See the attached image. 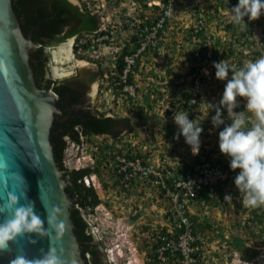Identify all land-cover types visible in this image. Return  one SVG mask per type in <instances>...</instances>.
Wrapping results in <instances>:
<instances>
[{
	"label": "rangeland",
	"instance_id": "rangeland-1",
	"mask_svg": "<svg viewBox=\"0 0 264 264\" xmlns=\"http://www.w3.org/2000/svg\"><path fill=\"white\" fill-rule=\"evenodd\" d=\"M86 1L90 9L98 11L101 26L108 31L111 42L106 46L100 41H94L92 35H87L86 38L91 40L94 50L83 52L80 54L82 57L74 50L72 54L96 65L98 61L102 69L110 68L115 49L118 51L124 42L128 43L137 26L147 16H152L153 9L147 5L151 0ZM196 1L204 9L206 25L213 41H217L214 54L206 58L198 43L190 36L188 29L193 22L194 0H183L186 5L180 3L178 11L163 32L159 48L155 52L146 53L138 61L137 70L132 74L134 86L138 88L133 98H128L116 88L110 78L103 76L99 80L94 108L106 112L107 115L128 116L134 125L133 130L124 132L120 139L106 135L83 136L78 150L70 143L64 150V163L68 169L95 164H91V157L94 161H100L98 172L93 178L96 177V192L101 202L93 215H85L95 224L94 232L107 256L106 264H143V261L145 264L147 260L151 262L149 257L145 258L151 252V246L147 244V224H156L167 207L166 200L161 199L154 183L142 182L137 189L130 192L122 191L113 183V152H126L131 149L132 152H140L141 157L147 158L160 169L166 168L165 166L176 169L193 154L183 136L178 141L173 138L177 132L173 114L188 112L189 119H195L204 129L200 137L202 143L199 154L203 149L210 158H219L229 163L228 158L219 151L218 132L221 129L212 127L211 116L215 113L210 112L208 115L207 102H217L226 83L215 78L213 61L225 59L232 64L237 63L234 53L228 57L227 49L221 50V42L231 40L235 32L233 28L223 30L226 25V18L223 17L225 14L214 16L212 0ZM76 40L75 38V42ZM201 67L207 69L209 75H205L203 71L198 100L194 105H182L183 92H190L191 77L194 74L190 76L192 71L190 73L189 70L195 68V71L200 72ZM238 99L240 106H244L243 98ZM236 110L241 111L243 108ZM224 114L226 116V112ZM234 189L235 186L231 184L223 187L224 204L215 205L211 201L192 206L199 222L196 232L198 248L205 257L206 264H244L240 259V250L250 246L258 253L248 264H264V225L256 223L259 217L264 222V207H243L241 196L231 192ZM226 193H231L230 201L224 199ZM138 207L141 208L140 216L131 219ZM148 211L150 214L145 215L144 212ZM255 214L257 220L251 222L250 219ZM117 251H121L120 256L116 254Z\"/></svg>",
	"mask_w": 264,
	"mask_h": 264
},
{
	"label": "water",
	"instance_id": "water-1",
	"mask_svg": "<svg viewBox=\"0 0 264 264\" xmlns=\"http://www.w3.org/2000/svg\"><path fill=\"white\" fill-rule=\"evenodd\" d=\"M69 1L80 5L77 0ZM74 38H66L63 46L61 41L48 47L53 77L70 78L84 71H97L95 63L72 54ZM33 45L31 32L24 35L20 28L11 0H0V204L6 201L8 191L19 196L26 190L28 200L35 202L36 213L45 220V227H49L51 233V238H39L32 234L31 238L36 243H32L28 236L18 238L9 251L0 253V264H10L18 253L29 259L38 258L41 249L47 251L50 246L56 249L61 264H84L70 218L72 199L65 191L62 171L57 167L49 138L52 121L60 109L55 103L54 92L35 83L29 66V48ZM93 49L91 47L87 52ZM99 80L92 81L89 86L92 108ZM121 135L116 139H120ZM20 175L24 177L27 189ZM20 203L26 204L27 201L21 198ZM53 207L60 209L58 219L65 224L59 239L55 238V232L46 220ZM3 219L0 214V221ZM91 229L99 242L92 226ZM106 262L104 255L103 264Z\"/></svg>",
	"mask_w": 264,
	"mask_h": 264
},
{
	"label": "trees",
	"instance_id": "trees-1",
	"mask_svg": "<svg viewBox=\"0 0 264 264\" xmlns=\"http://www.w3.org/2000/svg\"><path fill=\"white\" fill-rule=\"evenodd\" d=\"M79 1L80 5L73 4L69 0H11V5L17 16L23 34L26 35L28 32H31V40L34 45L29 48V66L32 70L35 83L38 87L48 88L54 92L55 103L60 109V113L57 114L52 121L49 138L52 144L53 155L57 167L62 171L61 177L65 181V191L72 199L69 206V212L70 218L73 222V232L80 240V247L82 250L81 256L84 257L86 253H89V264H98V258L94 256V253L98 251V248L96 245L91 247V241L94 240V234L88 232L90 225L87 223L84 214L93 212V209L100 203V198L96 192L95 183L85 185L82 178L84 176L90 177L92 174L98 172L100 161L99 159H96L95 165L92 168L87 166L68 169L64 164V148L69 141L79 144L82 136L87 137L91 135L105 134L112 138H117L123 129H126L128 132L132 131L134 125L131 123V119L128 116L115 114L107 115L106 112L97 110L91 106L87 108L83 106L84 102H86V93L89 89V84L98 78H102L103 75L109 71V68L107 67L102 69L98 61H96L98 66L97 71H84L82 73H77L70 78L62 79L55 78L51 74V56L48 48L50 45L64 41L66 38L74 35L77 37L74 46L76 50L79 45L85 48L90 44V40L86 38L87 35H108L106 28H102L101 26L102 23L98 11L90 9L83 0ZM213 3L214 11L216 12L217 5L221 3V0H213ZM181 5L183 4L181 3ZM154 8L157 7L154 6ZM147 20L143 23L147 22ZM143 23H140L137 26L136 32H138L137 30L139 27L144 25ZM227 25L230 28L232 27V24ZM189 31L190 27L188 29V32ZM82 38H86L85 43L79 42ZM137 41V33H134L129 40V43H131L132 46L128 43L123 45L113 62L110 63L114 71H116L113 78L114 81L118 82L116 85V88L118 89L123 88L124 85H134L132 74L137 70L139 60L136 61L128 71L125 81H122L119 75L122 73V69L125 65L123 56L135 49L133 47L137 46ZM215 44H217V41H214L212 55L215 52ZM198 45L203 52L204 48L202 42L198 43ZM156 50L157 49L146 53L155 52ZM78 56L82 57L80 55ZM104 69L106 72H104ZM194 69L195 68H191L189 70L190 73L192 71L190 76L194 73L191 80L194 78L195 74L198 73ZM134 88L135 90H138L136 86H134ZM183 96L184 100L182 105H188L190 92L184 91ZM242 108L243 106H240V109ZM247 115L252 117L251 113H247ZM250 126L251 124H249V127ZM201 151V155L210 158L206 150L201 149ZM129 153L130 155H128V157L140 156L138 151L131 153L129 150ZM111 158L114 161L115 155L111 154ZM214 160L221 162L225 167H229L228 162L222 161L219 158ZM182 164L188 166V163L182 162ZM165 167L168 168L167 166ZM120 176L122 175L118 174L117 176L114 171L113 177L116 178L113 181L114 184H120ZM150 176L155 177L153 174ZM156 178L158 179V177ZM150 180L151 178L149 177L145 182ZM166 182H168L167 179ZM220 188L221 187H219V189ZM220 191L219 194L213 198L208 195L206 188H203L198 199L199 204L202 205L203 203L211 201L214 202L215 205H220V203L224 204L225 202L222 200V193ZM231 192L234 195H239L236 189ZM138 215H140V210L134 212L130 218H137ZM256 216L257 214H255V217L251 218L250 221L256 222ZM191 220L193 222L192 232L193 234H196L199 225L197 216H192ZM256 223L264 225V222L260 217ZM196 243H198V240ZM147 244L149 246L151 245L149 241ZM152 251L153 250H151L149 255H151L152 262H155L156 259ZM240 251V259L242 261H251L258 253L255 248L250 246L243 247Z\"/></svg>",
	"mask_w": 264,
	"mask_h": 264
},
{
	"label": "clouds",
	"instance_id": "clouds-1",
	"mask_svg": "<svg viewBox=\"0 0 264 264\" xmlns=\"http://www.w3.org/2000/svg\"><path fill=\"white\" fill-rule=\"evenodd\" d=\"M228 14L233 22V24L230 23L232 24L231 28H234V23L241 25L243 28H247L248 22L258 20L264 15V0H238L236 5L228 7ZM148 17L149 16H147L146 19ZM245 17L247 18L245 19ZM90 35L93 36V40L101 36ZM75 38L77 39V37ZM75 38L71 46V51L74 50L77 55H80L74 47L76 44ZM82 39L86 40V38ZM88 40L90 39L88 38ZM106 41L108 42L107 39ZM106 41L104 40V42ZM123 45L125 44L123 43L120 48ZM89 46L94 48L91 44V40L85 52H87V49H90ZM213 67L215 68V78L219 81H226V83L224 84L220 99L215 103L207 102V112L208 115L210 112L215 113L211 116V124L214 129H221L218 132L219 151L228 158L230 170L236 172L234 180L230 184L235 186V189L241 196L243 207L249 209L264 207V56H261L254 61H248L243 67L239 68L225 59L218 62L213 61ZM111 68L112 65L110 66L109 71ZM109 71L103 76H105L106 79L110 78L111 81L117 85L118 82L114 81V76H109ZM203 71L205 75H209L207 69H204ZM103 82L104 80L102 81V85H100L101 87H103ZM125 86L132 87L133 94L131 95L128 93L127 89L124 91L123 88H120L121 92L125 93L128 98H133L135 96L134 85H124L123 87ZM238 98H243L245 101L243 110L241 111L236 110L240 108V99ZM225 112L226 116L224 114ZM247 113H251L254 119L249 120ZM173 121L177 126V132L174 134L173 138L178 141L180 137L183 136L185 143L190 146L191 153L193 155H198L202 143L200 137L204 131L201 124H198L195 119H189L188 112L173 114ZM227 121H230V123ZM249 124H251L250 127ZM222 125L223 127L221 128ZM68 143L73 147H76L78 150L82 141L79 144L70 141ZM129 150L131 151V149ZM129 150H127L126 153H129ZM131 153L133 152L131 151ZM91 159V164H93L96 160L94 161L93 157H91ZM188 161L185 163H188ZM94 165L95 164H87L82 167L88 166L92 168ZM179 166H183L182 162ZM167 169L171 171L174 170L171 167ZM159 170L161 169L159 168ZM112 172L114 174L113 163ZM12 175L17 176L19 174ZM94 175L95 174H92L90 177L84 176L82 178L84 184L90 185L95 183L96 177L93 178ZM113 178L114 180L116 179L115 177ZM85 179L88 180L87 183ZM20 180L24 182L25 189H27V183L22 175H20ZM230 184L220 186L221 188L219 191L221 190L220 192L222 193L223 187H229ZM117 186L120 187L118 184ZM138 187L139 185L130 190L137 189ZM130 190L126 192H130ZM21 198L25 199L27 203L21 204ZM224 199L230 201L232 199L231 193H226ZM98 205L93 209V212L87 213L86 215H93L96 212L95 209L99 207ZM192 206L195 205H190L188 208L191 212L190 217L195 215ZM196 206H200V204H197ZM137 210H141V208L138 207L136 211ZM59 213L60 209L58 207H53L51 211L47 213L46 217L47 225L55 232V238L57 239L63 235L65 229L64 222L58 219ZM0 214L4 216V219L0 221V253L9 251L11 245L15 243L18 238L24 236H28L32 243L37 242L35 239L31 238L32 234H35L39 238H51L49 227H45V220L36 213L35 202L28 200L26 190L21 192L19 196L13 191H8L6 201L3 204H0ZM86 215L84 214L89 222L90 220ZM162 219L163 218L161 217L156 224H151L149 222L147 224V234L151 231L152 226H156L159 221H162ZM89 223L93 230L96 231L95 224L91 221ZM194 235L196 237V243L198 238L195 233ZM150 249L152 250V246ZM116 254L120 256L121 251H117ZM148 257L151 259V255L149 256L148 254ZM250 262H252V260L244 261V264ZM10 264H61V261L56 255V249L50 246L47 251L41 249V256L38 258L29 259L26 255L18 253L13 259H11ZM149 264H153V262L151 261Z\"/></svg>",
	"mask_w": 264,
	"mask_h": 264
},
{
	"label": "built area",
	"instance_id": "built-area-1",
	"mask_svg": "<svg viewBox=\"0 0 264 264\" xmlns=\"http://www.w3.org/2000/svg\"><path fill=\"white\" fill-rule=\"evenodd\" d=\"M83 1L84 3L87 2L86 0ZM182 1L151 0L147 2V5L153 9V13L151 17L147 18L148 20L146 19L147 22L138 28V32H135L138 40L137 46L133 47L135 49L123 56L125 65L119 75L122 81H125L128 71L146 52L159 48L164 29L178 11L180 3L186 5ZM193 3V22L190 25L189 33L194 42H202L203 53L208 58L212 56L214 41L206 25L203 14L204 9L200 8L196 0ZM237 3L238 0H221L216 12L212 7L214 16L219 17V14H225L223 17L226 18V24H233L228 14V7H232ZM154 6L157 8H154ZM233 30L235 33L227 43L228 45L230 43L234 49L233 53L237 61L235 65L238 68L243 67L248 61H254L264 56V15L258 20L248 23L247 28L234 23ZM106 39L108 42H104ZM95 40L104 43L106 46L111 42V38L107 35H101ZM79 42L85 43L86 40L82 39ZM130 45L132 46L131 43ZM86 48L79 45L77 52L82 54ZM119 51L120 49L118 51L115 49L113 58L117 56ZM100 58H102V54ZM239 60L242 61L239 62ZM203 70L201 67L200 72L198 71L191 81L188 105H194L198 100ZM115 74L116 71L111 68L109 76L113 77ZM126 89L128 93L133 94L132 87H123L124 91ZM248 118L249 120L254 119L253 115L252 117L248 116ZM113 154L115 155L113 161L114 171L117 176L118 174L122 175L119 184L122 191L126 192L150 177L149 182L155 184L159 196L167 202V207L162 214V221H159L156 226H152L148 234V240L156 259L153 264H206L205 257L195 243L196 237L192 232L193 222L188 208L190 205L199 204L198 199L203 188H206L209 196L216 197L219 194V187L233 182L236 172L231 171L229 167H225L221 162L209 157L206 158L201 154L192 155L188 161V166H177L172 171L167 168L159 170L150 160L141 156L128 157L130 154L123 151H115ZM151 174L155 177H151ZM166 179L168 182H166ZM85 181L88 182L87 179Z\"/></svg>",
	"mask_w": 264,
	"mask_h": 264
},
{
	"label": "flooded vegetation",
	"instance_id": "flooded-vegetation-1",
	"mask_svg": "<svg viewBox=\"0 0 264 264\" xmlns=\"http://www.w3.org/2000/svg\"><path fill=\"white\" fill-rule=\"evenodd\" d=\"M71 2V1H70ZM74 4V3H73ZM74 36V35H73ZM74 37H76V36H74ZM66 40V39H65ZM65 40L63 41V42H61L62 44V46H63V44H64V42H65ZM67 45V43H65V45L64 46H66ZM89 86H90V84H89ZM89 88V87H88ZM86 95H87V97H86V102H84V107H90V97H91V95H90V90L88 89V91H87V93H86ZM124 128H126V127H124ZM124 132H126V129H123L122 131H121V134L122 135H124ZM120 134V135H121ZM119 135V136H120ZM136 212V211H135ZM144 214L145 215H147V214H150V212H148V213H145L144 212ZM138 217H139V215H138ZM149 217H147V219H148ZM88 232H90V233H93L92 232V229H91V226L89 227V229H88ZM76 238H77V241H78V246H79V248H80V255H81V247H80V240H79V238L77 237V235H76ZM93 245H96L97 246V248H98V251L96 252V253H94V256L95 257H97L98 258V264H103V258H104V253H103V248H102V245L96 240V238H95V236H94V240H92L91 241V247L93 246ZM86 256V257H85ZM84 257L83 256H81L82 257V259H83V261H84V264H89V253H86V255H85ZM103 256V257H102ZM148 257V255L146 254L145 255V258H147ZM92 260H93V258H92ZM150 262H149V260H147L146 262H145V264H149ZM143 264H144V261H143Z\"/></svg>",
	"mask_w": 264,
	"mask_h": 264
},
{
	"label": "crops",
	"instance_id": "crops-1",
	"mask_svg": "<svg viewBox=\"0 0 264 264\" xmlns=\"http://www.w3.org/2000/svg\"><path fill=\"white\" fill-rule=\"evenodd\" d=\"M218 6V5H217ZM213 7H214V4H213ZM101 15V14H100ZM102 16V15H101ZM224 29L223 30H229V28L230 27H228V25L226 24L224 27H223ZM233 40V39H232ZM122 43H123V41H122ZM124 44H127V43H125L124 42ZM128 44H130L129 42H128ZM221 45L223 46H221V50H224V49H227L226 51H227V56L228 57H230L231 55H232V53L234 52V49H233V47L231 46V44L229 43V45H228V43L226 42V43H222L221 42ZM224 48V49H223ZM221 50H219L218 52H221L222 53V51Z\"/></svg>",
	"mask_w": 264,
	"mask_h": 264
}]
</instances>
